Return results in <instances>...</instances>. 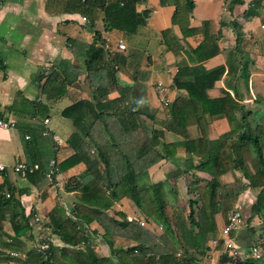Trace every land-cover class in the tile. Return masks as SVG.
I'll use <instances>...</instances> for the list:
<instances>
[{
  "label": "crops",
  "instance_id": "1",
  "mask_svg": "<svg viewBox=\"0 0 264 264\" xmlns=\"http://www.w3.org/2000/svg\"><path fill=\"white\" fill-rule=\"evenodd\" d=\"M106 1L113 4L120 0ZM137 1V11H148L149 18L136 34H128L119 30L106 31L105 13L78 0H0V113L6 119L38 124L41 120L16 116L8 108L19 94L28 102L47 104L49 116L44 119V124L56 137L57 143L60 142L55 149L53 163L65 161L75 153L67 141L77 128L61 113L76 102L92 100L95 92L86 70L84 46L95 44L98 48H104L105 61H113L118 68L120 84L133 90L131 101L141 103V107L153 116V121L146 119L147 124L163 131L157 150L165 158L145 172L142 176L144 183L165 182L170 201L181 205L186 211L189 208L186 202L194 198L190 192L197 184L206 186L211 176L187 169L186 138L167 130L171 121V104L177 98L187 96L186 90L174 87V78L181 67L202 66L208 71L225 67V74L207 91L208 96L218 99L230 95L239 108L231 121L226 116L206 115L209 139L216 141L227 137L231 142H239V137L247 131L264 136V5L257 16L245 18L244 12L253 0H245V5L241 6H232L227 0ZM191 3L192 11L189 10ZM168 29L171 33L165 37L163 32ZM209 37L219 38V53L208 60L199 61L193 51ZM121 42L125 44V50L118 48ZM78 71L80 74L76 76ZM67 74L74 82L68 85L64 95H56L57 100L49 99L43 89L45 82L58 76L60 84ZM118 96V92L112 90L109 98ZM29 108L26 103L22 112L28 113ZM46 120L49 122L45 123ZM201 134L197 125L188 128L189 139H197ZM26 136L30 137L29 134L24 136L19 128L0 129V163L8 169V174H0V184L9 181L18 189L29 188V194L21 197L26 213L34 204L44 221L57 204L72 209L73 205L79 203L77 192H67L65 185L71 179L84 177L88 169L82 162L60 172L54 185L39 190L28 178H22L12 171V167L20 161L28 162L24 148ZM225 156L227 168L221 177L222 182L230 185L240 179L246 183L242 170L232 169L229 154ZM234 158L243 161L251 174L258 172L253 146L248 145L236 152ZM200 161V157L194 156L193 167ZM260 192L261 188H248L234 201L233 211L240 209L246 220V224L237 232L225 236L222 229L231 212L227 219L219 216V229L210 237L209 251L203 264H235L231 261L221 262L222 257H230L228 244L247 259L253 247L264 244L263 218L256 217L250 226L247 223ZM113 212L140 216L126 196L120 197ZM11 227L10 215H3V220L0 218V247L4 251L0 253V264H22L30 250L11 247L14 236ZM88 228L90 232L100 231L97 238H92L100 241L103 233L98 222L91 223ZM250 228H255V233ZM54 238L56 245H63L58 237ZM115 241L118 246L130 245L127 240ZM36 246L37 243L34 248ZM93 247L100 256L110 254L108 245L96 243ZM259 247L263 251V247ZM10 251L21 253L24 257L10 256L7 254Z\"/></svg>",
  "mask_w": 264,
  "mask_h": 264
},
{
  "label": "trees",
  "instance_id": "2",
  "mask_svg": "<svg viewBox=\"0 0 264 264\" xmlns=\"http://www.w3.org/2000/svg\"><path fill=\"white\" fill-rule=\"evenodd\" d=\"M78 1L105 13L106 31L136 34L149 18L148 11H137V0L113 4L106 0ZM227 1L232 6L245 5V0ZM263 5L264 0H253L244 12V17L257 16ZM192 9L191 3L189 10ZM170 33L168 29L163 35L166 37ZM239 35L242 34L239 32ZM218 40V37L206 38L193 51L197 59L204 61L217 55ZM84 47L89 82L95 90L93 99L76 102L61 113L77 128L67 141L75 151L73 156L53 164L55 159L52 158L60 142L57 143L56 137L44 124V119L49 116L47 104L28 102L19 94L8 108L16 116L41 120L38 124L17 122L21 133L30 135V139L24 141L28 159L26 163L30 166L40 165L39 171L27 177L33 186L43 190L54 185L60 172L82 162L88 169L84 177L71 179L65 185L67 192H77L79 201L72 209L67 207L71 215L67 214L64 205L57 204L41 223L35 221L38 213L34 204L30 205V212L26 213L27 209L21 200L22 196L29 194V188L18 189L9 181L0 184V218L3 220V215H10L14 235L11 247L24 251L28 241L40 243L50 233L63 243L59 246L53 243L45 252L30 249L22 264H203L209 251L210 237L219 229V216L227 219V215L233 211L236 198L248 188H261V192L247 223L250 226L256 217L264 221V136L247 131L239 137V142H231L227 137L211 141L207 134L206 115L226 116L231 121L239 108L230 95L218 99L208 96L207 91L225 74V67L212 71L202 66L181 67L174 78V87L186 90L187 96L179 97L171 104V121L167 130L186 138L187 169L211 176L206 186L197 184L194 191L190 192L194 198L190 199L189 208L185 211L181 205L170 201L165 182L140 184L145 172L165 158L157 150L163 131L147 124L146 119L153 121V116L141 107V103L131 101L133 90L130 86L120 84L117 79L118 68L113 61H105L106 50L95 44ZM76 73L79 76L80 72ZM68 75L60 84L58 76L45 82L43 89L49 99L57 100L56 95H64L68 85L74 82ZM112 90L119 94L115 99L109 98ZM26 103L30 107L28 113L22 112ZM0 117H4V114L0 113ZM192 125L200 128L201 137L189 139L188 128ZM248 145L253 146L258 160L259 170L254 175L243 161L234 158L236 152ZM227 153L230 167L240 168L246 183L240 179L230 185L222 182L221 177L227 168ZM194 156L200 157L201 161L193 167ZM51 170L54 173L53 181L48 178ZM6 173L8 169L1 174ZM122 196L134 204L147 222L146 227L136 221L130 222L124 213H111ZM95 221L103 233L100 241L92 239L97 238L100 231L88 230ZM35 229L36 233L33 234ZM250 230L256 231L255 228ZM115 239L127 240L130 245L118 246ZM96 243L108 245L110 254L100 256L93 247ZM259 246L263 247L262 258H246L240 264H264V244ZM229 261L233 262L229 256L221 258V262Z\"/></svg>",
  "mask_w": 264,
  "mask_h": 264
},
{
  "label": "built area",
  "instance_id": "3",
  "mask_svg": "<svg viewBox=\"0 0 264 264\" xmlns=\"http://www.w3.org/2000/svg\"><path fill=\"white\" fill-rule=\"evenodd\" d=\"M120 1L123 2L125 0H120ZM118 48L120 50H125L126 46L124 43L121 42V43H119ZM48 122H49V120H46L45 123H48ZM16 128H17V121L16 120L6 119L5 117H0V129L9 130V129H16ZM26 139L28 140V139H30V137L26 136ZM39 169H40L39 164H35L33 166H30L26 162H19L12 167V171L16 175H18L22 178H27L29 175L35 174L37 171H39ZM6 170H7V167L4 164L0 163V174L4 173ZM53 176H54V173H53V170H51V172L48 174V178L50 181H53ZM7 197H9V194H7ZM66 210H67V214L70 216L71 211L68 210L67 207H66ZM127 219L130 222L136 221L141 226H145V227L147 226V222L141 216H133V217L127 216ZM35 221L37 223H41V222H43V219L39 215H37L35 218ZM245 224H246V220H245L244 214L242 213V211L240 209H235L229 215L228 224L223 227L222 232L225 236H229L231 233L237 232ZM53 243H55V238H54V235H52L50 233L46 237L45 240H43L40 243H37L36 249L39 252L48 251L50 249V245ZM3 251L4 250L2 249V247H0V253H2ZM7 254L10 256H23L24 257V255H22L21 253H17L15 251L7 252ZM228 254L233 259V262L235 264H240L246 259L245 255L241 254L237 250H233L231 248V244H228ZM262 254H263L262 249L259 246H255L251 249V252L248 254V257L253 258V259H260V258H262Z\"/></svg>",
  "mask_w": 264,
  "mask_h": 264
},
{
  "label": "rangeland",
  "instance_id": "4",
  "mask_svg": "<svg viewBox=\"0 0 264 264\" xmlns=\"http://www.w3.org/2000/svg\"><path fill=\"white\" fill-rule=\"evenodd\" d=\"M263 23H264V21H263ZM140 184L141 185H146V183H144V181H143V178L140 179ZM187 204H188V201L186 202V205ZM187 210H188V208H187ZM129 216L133 217V214L132 215H129ZM34 247H35V242L34 241H32V242L31 241H28L27 242L26 249H31V248H34Z\"/></svg>",
  "mask_w": 264,
  "mask_h": 264
}]
</instances>
